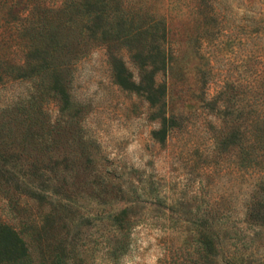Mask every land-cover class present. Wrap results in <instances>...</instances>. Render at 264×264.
Returning <instances> with one entry per match:
<instances>
[{
    "label": "rangeland",
    "instance_id": "1",
    "mask_svg": "<svg viewBox=\"0 0 264 264\" xmlns=\"http://www.w3.org/2000/svg\"><path fill=\"white\" fill-rule=\"evenodd\" d=\"M22 2L25 11L62 4ZM195 4L152 0L168 30L143 44L142 60L132 55L138 35L108 46L63 30L73 40L48 50L42 85L20 76L35 74L18 68L28 60L24 36L0 19L8 60L0 69V221L39 227L48 254L61 240L76 245L83 264H264V222L250 225L245 207L255 186L264 190V153L253 167L238 162L239 135L264 84V0H209L204 21ZM35 86L38 111L27 102ZM100 183L109 185L101 195ZM125 208L130 246L115 263L112 215ZM211 211L227 227L212 263L196 234Z\"/></svg>",
    "mask_w": 264,
    "mask_h": 264
},
{
    "label": "trees",
    "instance_id": "2",
    "mask_svg": "<svg viewBox=\"0 0 264 264\" xmlns=\"http://www.w3.org/2000/svg\"><path fill=\"white\" fill-rule=\"evenodd\" d=\"M167 1L172 6H175L176 1L178 2V0ZM195 2L198 18L201 21L206 20L205 7L208 5L209 0H195ZM22 3V0H0L1 26L6 32L12 28H19L21 35L24 36L21 39L24 41L18 43L23 46L25 52H27L26 57H28V60H24L23 63L18 65L19 71H24L26 67L35 70V74L33 71L31 75L25 76L21 72L20 76L26 79L31 78V80H36L39 77L41 81L39 85H42L44 71L50 67L46 55L59 52L66 46L67 41L73 40L72 38L65 39L63 30H66L68 34L71 33V35L76 34L79 37V43L90 36L104 40V43L108 46H112L116 41L126 42L131 38L137 39L136 35H138L139 43L136 46L133 45L132 55L141 60L146 58L142 50L144 43H151L152 39H156V35L158 39V35L164 38L167 36L168 14L166 12L156 14L151 9L152 0H62V4L58 7L50 5H39L37 7V4H33L29 11H25ZM25 4H28V1ZM22 12L26 16L21 20L16 14ZM104 23L108 27L105 28ZM127 23L135 24V27L130 29L129 32L126 30ZM148 35H150V41L145 37ZM0 38L4 40L0 49L1 69L3 65L5 66L8 63L4 47L7 35L4 33V36L2 35ZM48 50L52 52L48 53ZM112 64H114V70L121 71L120 66L115 61H112ZM120 81L123 80L120 79ZM58 86L59 83L56 87ZM34 90L30 93L27 102L29 103V109L34 108L38 111L41 110V104L37 100L38 95H36L39 87L35 86ZM256 90L259 95L257 100L259 109L255 117L246 122V126L244 125L245 130L239 135L238 162L241 168L246 169L254 166V161L258 158L257 150H262L259 154L264 153V84H259ZM25 101L24 99L19 100L18 103H26ZM165 126L164 129H166ZM161 138L163 140V137ZM262 155L264 156V154ZM5 160H8V158H5ZM32 163H34V160ZM108 187V184L100 183L99 194L107 192ZM255 187L245 204L246 219L254 227L264 222V190ZM114 189L123 191L122 186ZM32 196L39 199L44 197L36 191H33ZM156 199V202L159 203V197ZM171 208V210H174L173 206ZM224 216L211 211L203 217L196 230L202 253L211 263L219 259L221 232L223 228H227L222 225L225 223V221H222ZM112 220L117 227L112 239L108 240L110 248L107 253L117 263L128 252L130 246V225L132 224L130 209L125 208L116 212L112 215ZM44 237L45 234L39 227L18 228L5 221H0V264H83L77 261L78 247L67 243V241L57 242L53 252L48 254L47 251L50 245L46 243Z\"/></svg>",
    "mask_w": 264,
    "mask_h": 264
}]
</instances>
